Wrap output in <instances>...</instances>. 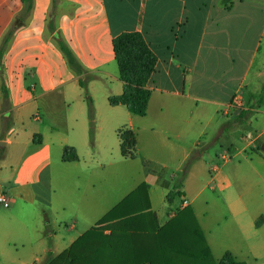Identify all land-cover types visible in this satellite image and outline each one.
Masks as SVG:
<instances>
[{
  "label": "crops",
  "instance_id": "0c3cea01",
  "mask_svg": "<svg viewBox=\"0 0 264 264\" xmlns=\"http://www.w3.org/2000/svg\"><path fill=\"white\" fill-rule=\"evenodd\" d=\"M9 31L0 56V150L8 151L6 157L0 152V192L13 191V205L34 197L32 186L49 166L52 148L75 149L69 136L74 131L84 136L97 116L113 126L128 119L130 128L118 131L133 132L132 114L108 104L109 97L122 92L112 48L122 33H140L155 55L146 85L151 96L141 118L148 119L142 128L159 143L174 137L175 150L186 159L203 146L197 140L214 124L210 143L220 147L215 159L222 165L238 157L246 161V151L257 154L262 143L264 151V105L257 107L264 85V0H229L226 5L222 0H32L29 10L22 0H0V46ZM59 42L72 53L80 74L68 65ZM235 96L245 105L240 113L228 111ZM31 152L39 155L31 158L21 180L14 153ZM240 166L232 167L238 171ZM210 172L220 175L219 165ZM155 177V183L168 185ZM258 178L264 183L263 174ZM147 186L161 226L184 207L183 201L190 205L182 200L161 222ZM238 201L235 210L216 219V229L221 221L233 223L229 232L222 227L221 237H212L213 231L198 222L216 261L229 252L246 264L264 249V205L248 211L242 196ZM242 214L247 218L241 219Z\"/></svg>",
  "mask_w": 264,
  "mask_h": 264
},
{
  "label": "rangeland",
  "instance_id": "374dc122",
  "mask_svg": "<svg viewBox=\"0 0 264 264\" xmlns=\"http://www.w3.org/2000/svg\"><path fill=\"white\" fill-rule=\"evenodd\" d=\"M132 116L133 159L122 157L117 134L119 128H130L129 120L124 119L113 126L97 116L89 122L84 136H79L78 131L69 136V143L76 147L77 162L63 163L62 149L53 147L49 166L32 186L34 197L14 205L10 200L8 208L0 206V264H43L48 251L56 255L67 250L73 240L94 226L141 183L151 187V204L161 222L167 219L166 214L180 206L182 200H187L198 222L206 231H213L212 237L215 233L221 237L222 227L224 232L232 230L231 220L221 221L220 228L216 229V219L228 210H235L241 196L248 211L252 206L264 205V183L258 178V173L264 175V163L259 159H264L263 143L257 154L250 149L246 151V161L238 157L229 165H222L215 159L220 147L210 143L214 135L212 124L207 135L197 140H202L203 146L195 148L183 159L174 148L177 144L174 137L159 143L155 135L142 128L146 127L148 119ZM0 152L6 157L8 151L3 148ZM27 154L14 153L13 156L17 157L13 167L21 180L31 158L36 159L39 155L38 152ZM216 164L220 167V175L210 172ZM239 164L236 171L232 166ZM159 173L167 186L155 183ZM178 181L180 195L169 204L165 196ZM6 187L9 190V186ZM7 194L10 198L13 191ZM22 210L24 212L19 216H10ZM245 218L242 214L241 219ZM245 262L264 264V249L260 250L259 257H250Z\"/></svg>",
  "mask_w": 264,
  "mask_h": 264
},
{
  "label": "trees",
  "instance_id": "16d2710c",
  "mask_svg": "<svg viewBox=\"0 0 264 264\" xmlns=\"http://www.w3.org/2000/svg\"><path fill=\"white\" fill-rule=\"evenodd\" d=\"M29 10L32 0H22ZM229 0H222L224 5ZM7 32L0 46V56L9 43ZM59 48L68 65L77 73L81 68L67 46L59 42ZM114 59L122 82L120 95L108 98L112 107L123 106L130 114L143 117L146 114L151 92L146 85L154 73L156 58L137 32L122 33L112 40ZM84 88V83L79 81ZM264 85L258 96L257 107L264 105ZM120 152L123 158H133L134 133L127 129L118 131ZM63 162H76L78 156L72 147L62 151ZM161 179V173L157 174ZM178 181L167 193L165 200L171 204L179 196ZM44 264H245L236 262L226 252L216 261L208 247L204 233L193 210L186 206L178 210L164 225H159L151 210L148 186L141 183L128 193L97 223L79 236L70 247L48 257Z\"/></svg>",
  "mask_w": 264,
  "mask_h": 264
},
{
  "label": "built area",
  "instance_id": "2783aa9c",
  "mask_svg": "<svg viewBox=\"0 0 264 264\" xmlns=\"http://www.w3.org/2000/svg\"><path fill=\"white\" fill-rule=\"evenodd\" d=\"M243 110H245V105L243 102V99L239 96H235L230 105L228 106V111L230 112H242ZM9 197L5 192H0V206H2L3 208H8L9 207ZM183 206L186 207L187 206V202L183 201ZM183 207V208H184Z\"/></svg>",
  "mask_w": 264,
  "mask_h": 264
},
{
  "label": "water",
  "instance_id": "95a60500",
  "mask_svg": "<svg viewBox=\"0 0 264 264\" xmlns=\"http://www.w3.org/2000/svg\"><path fill=\"white\" fill-rule=\"evenodd\" d=\"M1 146H3V144H2V143H0V147H1Z\"/></svg>",
  "mask_w": 264,
  "mask_h": 264
}]
</instances>
